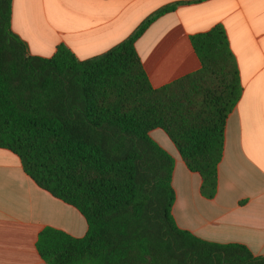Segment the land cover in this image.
Listing matches in <instances>:
<instances>
[{
	"label": "trees",
	"instance_id": "trees-1",
	"mask_svg": "<svg viewBox=\"0 0 264 264\" xmlns=\"http://www.w3.org/2000/svg\"><path fill=\"white\" fill-rule=\"evenodd\" d=\"M176 7L85 61L64 45L49 58L31 55L12 30L13 0H0V148L88 224L79 238L45 227L36 246L48 264H264L246 245L204 240L174 219L175 160L151 131L168 135L213 199L226 119L242 96L221 24L190 37L198 71L151 84L136 42Z\"/></svg>",
	"mask_w": 264,
	"mask_h": 264
},
{
	"label": "crops",
	"instance_id": "crops-1",
	"mask_svg": "<svg viewBox=\"0 0 264 264\" xmlns=\"http://www.w3.org/2000/svg\"><path fill=\"white\" fill-rule=\"evenodd\" d=\"M177 4L138 39L151 84L164 85L201 67L190 37L224 26L237 60L242 96L226 122L224 155L213 199L201 191L161 129L152 138L175 160L173 216L177 225L218 243L246 245L264 256V0H13L12 30L31 55L52 57L66 46L79 60L99 57L130 37L161 9ZM73 206L40 188L20 158L0 148V264H48L37 240L45 227L83 237Z\"/></svg>",
	"mask_w": 264,
	"mask_h": 264
}]
</instances>
